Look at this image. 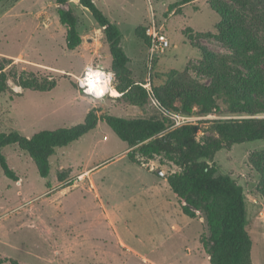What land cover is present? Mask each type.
<instances>
[{"label": "rangeland", "instance_id": "rangeland-1", "mask_svg": "<svg viewBox=\"0 0 264 264\" xmlns=\"http://www.w3.org/2000/svg\"><path fill=\"white\" fill-rule=\"evenodd\" d=\"M93 1L121 32L133 86L148 82L151 90H161L175 80L201 89L220 75L234 81L243 72L235 53L215 34L219 16L208 0L183 6L181 0ZM223 1L249 21L259 17L249 25L261 37L264 8L253 14ZM70 4L82 39L72 51L54 0L0 3V133L15 130L30 137L81 124L92 110L100 117L93 131L56 149L47 179L17 145L2 149L17 181L0 168V264H209L199 242L206 232L203 219L184 216L166 181L151 172L166 176L177 168L161 157L132 163L127 145L103 119L149 117L157 110L150 102L136 107L121 98L101 29L75 1ZM152 22L169 47L149 65L145 37ZM96 66L114 73L115 94L103 100L85 96L76 84L85 67ZM190 115L197 141L214 136L208 131L213 121L248 118L229 115L223 106L205 115L193 107ZM213 162L242 187L252 263L264 264V199L257 191L264 141L221 150Z\"/></svg>", "mask_w": 264, "mask_h": 264}, {"label": "trees", "instance_id": "trees-1", "mask_svg": "<svg viewBox=\"0 0 264 264\" xmlns=\"http://www.w3.org/2000/svg\"><path fill=\"white\" fill-rule=\"evenodd\" d=\"M4 0H0V3ZM71 0H54L57 17L65 29V45L70 51L82 42L78 21ZM88 12L104 36L111 57V70L120 81L117 91L130 105L143 107L149 102L145 89L133 86L127 65L129 58L121 47V32L96 6L93 0H73ZM239 5V11L257 13L264 8V0H231ZM181 0L179 6L190 3ZM209 8L219 16L214 30L218 39L236 55L235 61L243 72L232 81L218 76L206 87L189 88L181 82L170 80L161 90L152 89L155 100L165 111L190 115L193 107L201 114L216 113L223 106L229 115L248 118L213 121L208 127L210 134L202 141L195 139L198 127L183 125L171 128L172 120L157 111L149 117L122 118L105 115L103 119L113 133L127 145L128 159L137 165L142 160L161 157L172 163L177 170L158 178L164 179L178 204L181 213L190 218H202L206 232L199 239L208 256L209 264H253L252 239L246 230L247 216L245 196L241 186L229 176L219 172L213 162L221 150L234 145L264 141V32L260 38L249 25L251 19L234 10L223 0H208ZM264 15V11H263ZM146 46L149 38L145 37ZM209 59L207 53L204 54ZM100 120L94 110L88 112L81 124L42 130L25 137L15 130L0 133V168L5 177L17 181L8 167L2 149L17 145L35 165L40 178L47 179L49 159L56 149L93 131ZM258 193L264 199V170L260 171Z\"/></svg>", "mask_w": 264, "mask_h": 264}, {"label": "built area", "instance_id": "built-area-1", "mask_svg": "<svg viewBox=\"0 0 264 264\" xmlns=\"http://www.w3.org/2000/svg\"><path fill=\"white\" fill-rule=\"evenodd\" d=\"M146 36L149 38L147 47V58L149 65L169 47V41L165 34L156 28L152 22L151 26L146 31ZM150 68V67H149ZM114 81V73L109 69H104L102 66L85 67L79 77H76V84L83 94L93 100H103L106 97H111L110 89ZM149 97L150 104L163 115L172 120L171 128H177L183 125H192L195 118L192 115H181L161 108L160 104L155 100L149 83L142 86Z\"/></svg>", "mask_w": 264, "mask_h": 264}, {"label": "water", "instance_id": "water-1", "mask_svg": "<svg viewBox=\"0 0 264 264\" xmlns=\"http://www.w3.org/2000/svg\"><path fill=\"white\" fill-rule=\"evenodd\" d=\"M151 172L152 173H155L157 176H160V177H163L164 176V174L160 170L152 169Z\"/></svg>", "mask_w": 264, "mask_h": 264}, {"label": "crops", "instance_id": "crops-1", "mask_svg": "<svg viewBox=\"0 0 264 264\" xmlns=\"http://www.w3.org/2000/svg\"><path fill=\"white\" fill-rule=\"evenodd\" d=\"M158 191H159V192H158V194H157V195H158V198H159V203L161 204V202H160V201H161V196H160V187H159V190H158ZM155 197H156V195H155ZM175 202H176V201H175ZM160 204H159V205H160ZM175 204H177V203H175ZM178 208H179V206H178ZM164 209H167V208H164ZM179 209H180V208H179ZM167 210H169V209H167ZM169 211H170V210H169ZM207 257H208V256H207Z\"/></svg>", "mask_w": 264, "mask_h": 264}, {"label": "bare ground", "instance_id": "bare-ground-1", "mask_svg": "<svg viewBox=\"0 0 264 264\" xmlns=\"http://www.w3.org/2000/svg\"><path fill=\"white\" fill-rule=\"evenodd\" d=\"M110 93H111V96H113V95L115 94V92H114V89H113V88H111V89H110Z\"/></svg>", "mask_w": 264, "mask_h": 264}]
</instances>
